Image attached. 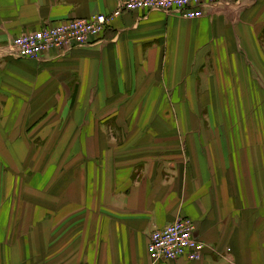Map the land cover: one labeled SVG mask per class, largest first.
<instances>
[{
    "label": "crops",
    "instance_id": "1",
    "mask_svg": "<svg viewBox=\"0 0 264 264\" xmlns=\"http://www.w3.org/2000/svg\"><path fill=\"white\" fill-rule=\"evenodd\" d=\"M121 0H0V48ZM181 216L197 261L264 264V0L121 11L102 39L0 55V264H154Z\"/></svg>",
    "mask_w": 264,
    "mask_h": 264
},
{
    "label": "built area",
    "instance_id": "2",
    "mask_svg": "<svg viewBox=\"0 0 264 264\" xmlns=\"http://www.w3.org/2000/svg\"><path fill=\"white\" fill-rule=\"evenodd\" d=\"M232 0H121V9L113 14L95 13L89 17L75 18L56 25L43 26L32 32L18 35L0 48L1 56L39 58L51 50L68 53L76 48L98 43L121 11L159 10L186 19L205 15L209 5L228 3ZM207 243L196 235V224L190 217L181 216L165 227L150 234L148 253L153 263L186 258L202 259Z\"/></svg>",
    "mask_w": 264,
    "mask_h": 264
},
{
    "label": "bare ground",
    "instance_id": "3",
    "mask_svg": "<svg viewBox=\"0 0 264 264\" xmlns=\"http://www.w3.org/2000/svg\"><path fill=\"white\" fill-rule=\"evenodd\" d=\"M150 258V257H149ZM151 260V259H150ZM151 263H153L152 261H151ZM155 264V263H154Z\"/></svg>",
    "mask_w": 264,
    "mask_h": 264
}]
</instances>
